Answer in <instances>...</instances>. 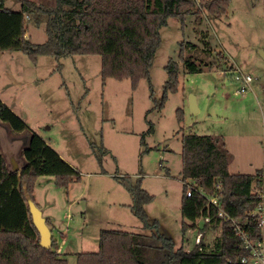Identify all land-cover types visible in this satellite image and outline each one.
I'll return each instance as SVG.
<instances>
[{
	"label": "rangeland",
	"instance_id": "rangeland-1",
	"mask_svg": "<svg viewBox=\"0 0 264 264\" xmlns=\"http://www.w3.org/2000/svg\"><path fill=\"white\" fill-rule=\"evenodd\" d=\"M204 1L196 0L199 13L184 21L168 19L150 78H141L135 86L130 78L104 81L100 55L58 59L43 54L33 60L23 50L0 51V95L30 128L13 133L22 143L9 145L12 131L0 120L8 167L12 156L23 160L22 149L34 131L81 175L67 187L59 186L52 175L35 181V203L50 221L69 264H77L79 252L99 250L102 229L160 233L171 238L175 248L196 246L205 220L198 219L197 227L185 233L182 229L184 133L220 139L230 156L231 173L264 171V0H229L228 12L218 17L203 10ZM5 4L20 10L22 0ZM27 28L32 42L47 40L45 23L38 25L29 16ZM190 57L213 67L188 72L184 59ZM170 59L179 64V85L163 99ZM237 69L252 77L245 93L238 92L243 83L234 77ZM191 95L196 97V113L190 109ZM122 176H130L134 184L140 180L154 196L145 205L146 224L133 212L134 199L119 180ZM220 234V227L208 230L204 242L213 243Z\"/></svg>",
	"mask_w": 264,
	"mask_h": 264
},
{
	"label": "trees",
	"instance_id": "trees-1",
	"mask_svg": "<svg viewBox=\"0 0 264 264\" xmlns=\"http://www.w3.org/2000/svg\"><path fill=\"white\" fill-rule=\"evenodd\" d=\"M0 0V51L23 50L33 60L50 54L58 59L68 55H100L101 75L123 80L130 78L134 86L141 78H150L151 67L161 44V28L170 17L184 21L189 14L199 13L196 0H49L39 3L22 0L20 10L6 6ZM229 0H206L202 4L210 17L228 12ZM46 24L48 38L34 43L26 36L27 17ZM186 71L197 72L213 67L185 58ZM168 90L179 85V64L170 59L166 65ZM152 88V87H151ZM164 100L161 102V106ZM182 119V109H178ZM0 120L14 134L30 130L28 123L0 98ZM182 177L184 190L181 200L182 229L197 227V220L210 216L205 231L221 228L213 242L203 241V250L196 245L191 250L175 248V242L160 233H136L119 229H102L98 251L77 253V264H242L246 254L241 239L229 220L218 216L222 209L231 217H245L256 208L260 197L249 195L250 189L264 182V171L256 174L231 173L229 153L210 134L187 132L182 137ZM22 168L8 167L0 144V264H69L56 250L53 237L51 248L40 244V233L30 210L35 201V181L38 176L52 175L59 186H68L81 178L77 168L65 160L41 135L32 131L22 149ZM119 180L131 192V208L145 224V205L154 196L142 188L140 180L132 183L130 176ZM191 181V183L189 182ZM193 192L187 195L188 186ZM218 196L219 205L210 203ZM189 220L191 223L187 222ZM51 227L50 221L47 219ZM250 226L256 232L254 219Z\"/></svg>",
	"mask_w": 264,
	"mask_h": 264
},
{
	"label": "built area",
	"instance_id": "built-area-1",
	"mask_svg": "<svg viewBox=\"0 0 264 264\" xmlns=\"http://www.w3.org/2000/svg\"><path fill=\"white\" fill-rule=\"evenodd\" d=\"M235 79L242 82V86L238 89V92L245 93L247 86L252 81V77L249 74H244L241 70L237 69L235 72ZM193 192V185L188 186L187 195L190 196ZM249 195H255L260 197V202L245 217H231L226 214L222 209L218 212V216L223 220H229L233 226V230L236 235L241 239L242 249L246 251V254L242 257V264H264V182L259 186L254 185ZM210 203L219 205V197H210ZM250 219H254L256 232L253 231L250 226ZM206 222L211 221V217H204ZM205 231L200 230L196 235L195 241L200 250H203Z\"/></svg>",
	"mask_w": 264,
	"mask_h": 264
},
{
	"label": "water",
	"instance_id": "water-1",
	"mask_svg": "<svg viewBox=\"0 0 264 264\" xmlns=\"http://www.w3.org/2000/svg\"><path fill=\"white\" fill-rule=\"evenodd\" d=\"M261 54L264 57V51H262ZM189 103L191 112L196 113L199 109L197 106L196 97L194 95L190 96ZM30 210L32 213L33 222L40 233V244L45 248H51L53 234L50 226L47 223V219L42 215V212L38 208L35 201H30Z\"/></svg>",
	"mask_w": 264,
	"mask_h": 264
},
{
	"label": "crops",
	"instance_id": "crops-1",
	"mask_svg": "<svg viewBox=\"0 0 264 264\" xmlns=\"http://www.w3.org/2000/svg\"><path fill=\"white\" fill-rule=\"evenodd\" d=\"M27 36V35H26ZM28 37V36H27ZM0 98H1V100L3 101V102H5L7 105H9V103H7L4 99H3V97H1V95H0ZM10 107H11V105H9ZM11 108H13V107H11ZM14 111H16L15 109H14ZM17 112V111H16ZM21 116V115H20ZM23 118V117H22ZM24 119V118H23ZM25 121H26V119H24ZM10 136H8V137H11V139L9 140V145H13L14 143H17V142H21V139L20 138H18V136L17 135H14L13 134V132H10V134H9ZM20 140V141H19ZM15 141V142H14ZM48 142V141H47ZM22 143V142H21ZM27 143H28V140H27ZM26 143V144H27ZM49 143V142H48ZM50 145H51V143H49ZM52 146V145H51ZM24 163H25V161H24V159L22 160V158H19V161L17 162L16 161V158L14 157V156H12L11 158H10V160H9V165H10V167L9 168H11V169H14V168H22V166L24 165ZM8 164V163H7ZM12 166V167H11ZM56 250L58 249L59 250V252H61V250H60V248H58V244L56 243Z\"/></svg>",
	"mask_w": 264,
	"mask_h": 264
}]
</instances>
